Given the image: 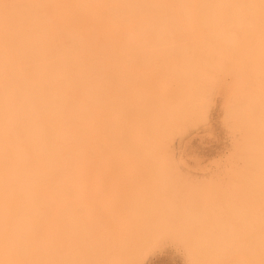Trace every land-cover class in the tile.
<instances>
[{"label": "bare ground", "instance_id": "bare-ground-1", "mask_svg": "<svg viewBox=\"0 0 264 264\" xmlns=\"http://www.w3.org/2000/svg\"><path fill=\"white\" fill-rule=\"evenodd\" d=\"M255 52L264 83V0H0V264H140L157 239L190 264H264V87L229 104L226 190L164 154L224 60ZM126 162L148 181L103 218L88 174Z\"/></svg>", "mask_w": 264, "mask_h": 264}, {"label": "rangeland", "instance_id": "rangeland-1", "mask_svg": "<svg viewBox=\"0 0 264 264\" xmlns=\"http://www.w3.org/2000/svg\"><path fill=\"white\" fill-rule=\"evenodd\" d=\"M258 46L254 44L253 51ZM260 60L258 52L233 67L229 60H224L227 69L217 71L210 84L203 116L193 117L189 123L181 125L165 143L164 154H168L175 174L172 173L179 182L183 181L186 186L216 183L226 190L234 181L232 172L241 162L234 157V152L243 136L241 131L232 126L227 110L241 86L264 87L256 74ZM126 164L106 174L98 172L97 168L88 174L91 177V181L88 179L86 184L89 197L96 200V209L103 218L115 209L122 208L132 194L138 189L142 190L139 187L143 188L148 181L144 169ZM157 240L137 248L138 253L136 251L135 254L141 257L140 264H190L182 245L170 240ZM228 262L224 258L211 264Z\"/></svg>", "mask_w": 264, "mask_h": 264}]
</instances>
